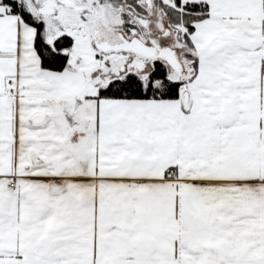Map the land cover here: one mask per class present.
I'll list each match as a JSON object with an SVG mask.
<instances>
[{
	"label": "snow or ice",
	"instance_id": "1",
	"mask_svg": "<svg viewBox=\"0 0 264 264\" xmlns=\"http://www.w3.org/2000/svg\"><path fill=\"white\" fill-rule=\"evenodd\" d=\"M0 264H264V0H0Z\"/></svg>",
	"mask_w": 264,
	"mask_h": 264
}]
</instances>
